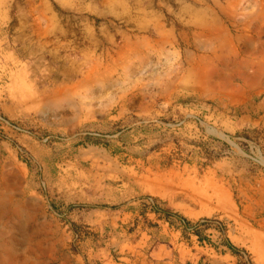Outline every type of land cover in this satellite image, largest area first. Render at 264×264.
Listing matches in <instances>:
<instances>
[{"label": "rangeland", "instance_id": "rangeland-1", "mask_svg": "<svg viewBox=\"0 0 264 264\" xmlns=\"http://www.w3.org/2000/svg\"><path fill=\"white\" fill-rule=\"evenodd\" d=\"M2 5L10 20L0 25L8 71L0 76V143L26 164L34 190L25 207L0 205V218H12L0 220V264H54L61 245L69 256L79 251L89 232L80 227L63 245L71 209L52 186L85 135L122 164L215 169L243 221L230 225V239L219 219L210 220L222 231L203 233L218 235L208 239L216 248L238 246V257L220 261L252 264L254 249L264 250V0ZM11 170L13 178L19 170Z\"/></svg>", "mask_w": 264, "mask_h": 264}, {"label": "crops", "instance_id": "crops-1", "mask_svg": "<svg viewBox=\"0 0 264 264\" xmlns=\"http://www.w3.org/2000/svg\"><path fill=\"white\" fill-rule=\"evenodd\" d=\"M9 13L2 5L0 25L9 22ZM7 72L0 67V76ZM12 168L19 170L13 178ZM56 168L57 184L52 192L71 209L68 224L89 233L73 256L61 245L59 262L54 264H231L219 260L232 257L227 249L200 243L194 234L184 236L179 227L144 204L145 199H152L160 209L189 223L219 219L227 225L222 238L230 239V225L243 218L230 185L215 169L180 171L167 167L155 171L135 159L122 164L118 156L89 146L78 148L70 161ZM27 174V166L18 160L15 149L0 143V205L25 207L32 203L27 193L34 187L26 183ZM12 180L17 186L11 189ZM0 220L12 218L7 215ZM65 232L63 245L67 246L74 236L68 228ZM246 236L250 243V238L257 239L250 232ZM206 237L213 242L218 235L208 232ZM229 243L235 246L231 240ZM253 252L252 264H264V250Z\"/></svg>", "mask_w": 264, "mask_h": 264}, {"label": "trees", "instance_id": "trees-1", "mask_svg": "<svg viewBox=\"0 0 264 264\" xmlns=\"http://www.w3.org/2000/svg\"><path fill=\"white\" fill-rule=\"evenodd\" d=\"M83 139H84V143H81V144H79L77 146H82V147H85V146H101V147L107 148V146L104 143H100L101 140H98L96 138H92L89 135H85ZM149 209H150L151 212L161 213L163 215V217L171 225H173V226H175L177 228L179 227L177 225V223H180V222H183L184 224L189 225V222L185 221L183 218H181L177 214H174V213H172V212H170L168 210L160 209V207L158 206V204L155 201H154V205L149 207ZM80 229L81 228L79 226H76L74 224H70V230L72 231L74 236L78 237L80 235ZM182 233H183L184 236L187 235V233L185 231H183V230H182ZM194 235L198 238L200 243H202V242L209 243V240L204 235L203 230L195 231ZM222 245L225 246L233 256L238 257V254H239L238 249H236L234 246H232L227 240H224ZM239 264H244V263H239Z\"/></svg>", "mask_w": 264, "mask_h": 264}, {"label": "built area", "instance_id": "built-area-1", "mask_svg": "<svg viewBox=\"0 0 264 264\" xmlns=\"http://www.w3.org/2000/svg\"><path fill=\"white\" fill-rule=\"evenodd\" d=\"M154 205V202L151 199H148L146 202V207H151ZM177 225L185 231L188 234H194L195 231L197 230H202L204 227H210L215 229L216 231L220 232L223 230V224L220 221L216 220H204L200 221L198 223H189V225L184 224L183 222L177 223Z\"/></svg>", "mask_w": 264, "mask_h": 264}]
</instances>
